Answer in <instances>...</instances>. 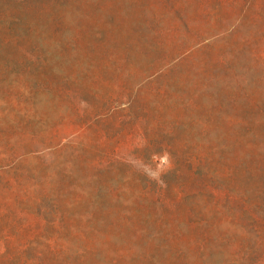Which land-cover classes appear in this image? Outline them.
I'll return each instance as SVG.
<instances>
[{"label": "trees", "instance_id": "obj_1", "mask_svg": "<svg viewBox=\"0 0 264 264\" xmlns=\"http://www.w3.org/2000/svg\"><path fill=\"white\" fill-rule=\"evenodd\" d=\"M10 1L31 7L29 0ZM43 1L38 17L50 10ZM201 1L215 9L235 3ZM1 15L0 264H154V250L173 255L177 264H212L216 254L224 264H264L260 119L254 127L242 116L218 115L227 138L194 147L180 140L178 118L166 121L159 108L133 112L131 104L120 114L100 94L104 75L122 77L124 53L109 54L99 67L92 58L78 60L73 42L50 40L59 60L67 54L83 65L78 78L58 74L52 53L36 46L40 33L30 23L24 24L28 34L18 32L17 11ZM60 21L51 16L50 26ZM45 31L49 41L53 30ZM97 42L95 52L103 48ZM258 60L264 63V54ZM221 65L229 69V62ZM55 100L69 112L58 122L49 113ZM196 105L192 96L188 107ZM161 151L174 165L163 176L166 187L122 156L144 165ZM124 236L127 243L117 245Z\"/></svg>", "mask_w": 264, "mask_h": 264}, {"label": "rangeland", "instance_id": "obj_2", "mask_svg": "<svg viewBox=\"0 0 264 264\" xmlns=\"http://www.w3.org/2000/svg\"><path fill=\"white\" fill-rule=\"evenodd\" d=\"M233 1L232 6L215 9L210 3L201 6V0H64L60 6L44 0L51 16L61 20L54 26H50L48 12L35 15L40 0H29L31 7L0 0V14L17 11L22 20L15 26L18 32L28 34L24 24L30 23L40 33L34 37L36 46L52 53L53 71L58 74L78 78L83 65L69 60L67 54L59 60L50 40L60 45L73 42L78 60L92 58L99 67L107 63L109 54L124 53L122 77L104 75L100 94L120 114H125L121 110L128 104L133 112L148 108L154 114L153 108H159L166 121L178 118L182 142L203 147L227 138L221 129L224 124L216 120L218 115L242 116L254 127L260 119L264 132V116L260 118L256 110L258 105L264 111V63L258 60L264 54V0ZM45 30H53L49 41ZM97 39L103 48L95 52ZM222 61L229 62L228 70ZM199 88L206 94L197 95ZM192 96H197L196 109L188 107ZM52 103L49 113L56 122L69 115L58 100ZM202 127L207 134L201 133ZM214 128L220 129L215 133ZM233 128L240 130L239 124ZM72 135L63 142L68 143ZM126 154L122 156L143 173V164ZM238 154L244 152L240 149ZM146 164L154 167L152 160ZM127 240L118 237L115 243L123 246ZM154 253V264H177L171 254ZM211 262L224 264V257L216 254ZM135 264L146 263L139 260Z\"/></svg>", "mask_w": 264, "mask_h": 264}, {"label": "clouds", "instance_id": "obj_3", "mask_svg": "<svg viewBox=\"0 0 264 264\" xmlns=\"http://www.w3.org/2000/svg\"><path fill=\"white\" fill-rule=\"evenodd\" d=\"M151 160L154 167L152 164H144L142 168L143 173L149 180L157 182L162 187H166V182L164 181L163 176L174 166L171 154L167 151L153 153Z\"/></svg>", "mask_w": 264, "mask_h": 264}]
</instances>
